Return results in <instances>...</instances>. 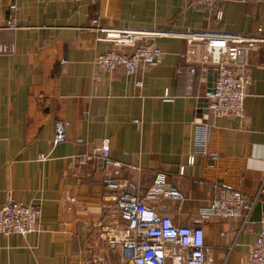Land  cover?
<instances>
[{"label":"crops","instance_id":"obj_1","mask_svg":"<svg viewBox=\"0 0 264 264\" xmlns=\"http://www.w3.org/2000/svg\"><path fill=\"white\" fill-rule=\"evenodd\" d=\"M13 4L15 29L7 24ZM95 19L102 28L160 33L145 37L162 50L159 63L133 74L97 67L98 54L132 49L99 41ZM261 29L264 0L216 8L194 0H0V208L10 201L42 208L37 232L0 234V264H130L109 246L114 227L125 224L107 210L112 194L103 180L113 168L99 157L104 139L121 164L118 179L148 206L177 225L202 226L216 264H243L264 215V42L250 58L244 120L214 116L212 68L197 69L186 96L179 55L189 30L264 38ZM166 92L174 102H165ZM199 123L212 126L208 150L219 159L199 155L189 166ZM58 131L65 140L56 144ZM86 155L92 159L83 166ZM159 174L164 193L148 199ZM222 187L251 201L252 211L201 220L199 210Z\"/></svg>","mask_w":264,"mask_h":264},{"label":"built area","instance_id":"obj_2","mask_svg":"<svg viewBox=\"0 0 264 264\" xmlns=\"http://www.w3.org/2000/svg\"><path fill=\"white\" fill-rule=\"evenodd\" d=\"M223 1L194 0V4L198 7L216 8ZM16 11V4L11 5L7 24L12 29L18 26ZM216 17L221 19V10L218 9ZM92 23L94 30L101 34L98 37L99 41L132 49L131 52L109 50L98 54L94 60L97 67L108 71L124 69L127 74H133L140 68L153 67L159 63L163 55L162 50L154 40L145 37L158 36L160 33L148 34L134 30L102 28L98 19ZM259 32L264 35V30L261 29ZM181 37L186 41V49L179 58L188 68L185 95H192L197 69L212 68L216 70L217 80L213 91L208 93L207 97L214 116L244 120L247 89L252 84L250 58L252 53L259 49V44L264 42V38L191 30ZM141 40L144 41L138 44ZM2 50L7 51L8 48L4 47ZM136 85L142 89L144 82L139 81ZM164 100L174 102L175 98L166 92ZM211 135L210 124L197 125L195 151L188 157L187 165L193 166L199 155L208 156L213 161L219 159L217 153H209ZM64 140L63 132L58 131L55 143ZM109 145V139H104L99 148V157L113 168L112 173L103 180L105 187L112 194L109 200L111 204L107 206V210L118 216L125 224L121 227L117 224L114 227L116 234L109 239L111 251L120 253L130 264H216L207 250L202 226L175 224L170 217L161 216L148 206L134 191L129 181L118 179L121 164L110 157ZM82 157L79 162L83 166L92 159L88 155ZM40 160L46 161L47 156L42 154ZM184 170L185 166H182L181 172ZM164 185L165 175L159 174L155 186L148 194V199L154 198L158 193H164ZM252 209L253 203L243 195L222 187L218 197L199 210V216L203 221L212 218L239 219L245 217ZM41 216L40 206L10 201L0 208V234L29 236L37 232ZM243 264H264V215L261 220V231Z\"/></svg>","mask_w":264,"mask_h":264},{"label":"water","instance_id":"obj_3","mask_svg":"<svg viewBox=\"0 0 264 264\" xmlns=\"http://www.w3.org/2000/svg\"><path fill=\"white\" fill-rule=\"evenodd\" d=\"M213 90H211L209 93H211ZM209 166L211 167V166H215L214 164H209ZM217 168H219V169H222V167H219V166H217ZM223 178V177H222Z\"/></svg>","mask_w":264,"mask_h":264}]
</instances>
